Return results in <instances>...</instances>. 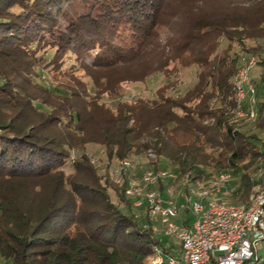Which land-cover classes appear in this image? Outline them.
<instances>
[{"label": "trees", "instance_id": "trees-1", "mask_svg": "<svg viewBox=\"0 0 264 264\" xmlns=\"http://www.w3.org/2000/svg\"><path fill=\"white\" fill-rule=\"evenodd\" d=\"M238 48L264 54V0H0V261L152 264L156 249L169 254L149 216L140 224L133 212L127 179L102 176L90 144L111 162L145 157L156 172L164 158L179 183L239 177L229 199L248 203L264 145L237 116ZM71 55L78 66L65 68ZM49 68L55 84L45 86L39 70ZM259 68L263 132L264 59ZM187 70L195 80L178 92ZM157 75L166 84L155 99H124V84Z\"/></svg>", "mask_w": 264, "mask_h": 264}, {"label": "built area", "instance_id": "built-area-1", "mask_svg": "<svg viewBox=\"0 0 264 264\" xmlns=\"http://www.w3.org/2000/svg\"><path fill=\"white\" fill-rule=\"evenodd\" d=\"M237 52L240 57L235 77L237 116L255 122L258 89L253 74L264 54H245L239 48ZM134 166L131 160L121 162L114 171V181L122 185L127 179L126 194L135 200L134 206L144 209L149 217L160 216L165 234L180 241L182 260L171 259L169 264H255L256 248L264 242V182L248 203L236 204L229 199L232 176L222 173L208 183L184 184L187 186L186 201L179 203L171 198L163 199L160 191L149 190L164 180L176 179L175 174L147 172L138 181L127 178ZM184 212L192 213L194 222L191 225L188 219L182 225L174 222ZM156 252L154 263L164 264L163 254L158 249Z\"/></svg>", "mask_w": 264, "mask_h": 264}, {"label": "rangeland", "instance_id": "rangeland-1", "mask_svg": "<svg viewBox=\"0 0 264 264\" xmlns=\"http://www.w3.org/2000/svg\"><path fill=\"white\" fill-rule=\"evenodd\" d=\"M53 52H49L47 55L49 59H51V55ZM67 64L65 68H68L73 65H77V62L75 61L74 55H71L66 58ZM78 66V65H77ZM41 72V77L39 78V83L45 85V86H51L54 82V76L55 74L53 71H51V68L49 69H42L39 70ZM261 74V69L257 68L253 74L254 78L259 80V75ZM83 80L87 83H89L90 87V81L88 78L83 77V73L78 74ZM179 91L178 92H184L185 89L195 80L194 74L191 70L184 71L179 76ZM166 84V79L163 75H157L153 76L147 81L141 82V83H128L123 85V91L124 96L126 100H135L138 98H150L155 99L157 97V91ZM55 86V85H54ZM105 103L108 104L110 107L115 108L117 101L114 100H107V97L104 99ZM240 127L243 131H249V134H254L259 137V141L264 145V131L261 132L259 129L256 128V122H244L240 124ZM259 142L260 145H262ZM86 153L90 156L92 163L98 168L100 174L102 176H109L111 180L115 183L114 178L115 169L119 166V162L117 161H110L107 157V153L105 149L99 145L90 144L87 146ZM80 156V153H74L73 158H77ZM131 161L134 163V168L128 173V177H132L135 180L140 181L142 176L147 172H155V165L153 162L149 161L145 157H139V158H132ZM71 169H67V172L69 173ZM158 171L159 172H168L169 174H176L175 170L170 166L168 161L164 158H161L158 165ZM253 180L255 181L256 185L253 188L252 195L257 190V188L264 182V163L258 164L255 168L252 169L251 173ZM218 175H213L212 178H215ZM164 182L167 184L165 187L164 193H162L163 199L171 198L177 202L179 201H186V188H184V184L186 183H179L175 180H164ZM240 179L239 177L232 176L231 179V186L232 189H237V186L239 185ZM116 184V183H115ZM117 185V184H116ZM142 193L144 194V187L142 186ZM148 189V188H147ZM149 190H161V183L155 184L149 188ZM251 195V197H252ZM113 199L117 201L114 193H112ZM130 200L132 198L128 197ZM135 201L134 199H132ZM196 199L193 197L192 203H194ZM183 202V203H184ZM192 206V204H191ZM124 212L126 214L129 213L128 209H124ZM133 212L135 214H138V220L140 221V224H149L147 221V214L144 209H137L133 208ZM188 219L189 225H191L194 222V217L192 216V213L190 212L189 215L187 213H183L180 217L174 219V222L177 225H182L184 221ZM150 225L155 231L154 235L155 238L162 242L163 246L167 249L168 255H163L164 262L167 264L170 262L171 259H176L178 261L182 260V245L179 240L174 238L173 236H168L164 232V225L161 222L160 216H150L149 217ZM257 251V257L258 258H264V242H260L259 246L256 248ZM155 258L151 261L152 264H155L154 261ZM1 264H5L6 261L1 260Z\"/></svg>", "mask_w": 264, "mask_h": 264}, {"label": "crops", "instance_id": "crops-1", "mask_svg": "<svg viewBox=\"0 0 264 264\" xmlns=\"http://www.w3.org/2000/svg\"><path fill=\"white\" fill-rule=\"evenodd\" d=\"M184 201H179V203H183Z\"/></svg>", "mask_w": 264, "mask_h": 264}]
</instances>
